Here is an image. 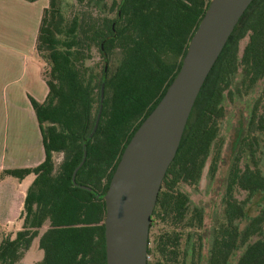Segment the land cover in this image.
Instances as JSON below:
<instances>
[{
    "label": "trees",
    "instance_id": "trees-1",
    "mask_svg": "<svg viewBox=\"0 0 264 264\" xmlns=\"http://www.w3.org/2000/svg\"><path fill=\"white\" fill-rule=\"evenodd\" d=\"M207 2L73 0L63 14L59 0H47L34 41L47 91L42 100L28 95L43 158L35 165L0 169V178L34 175L25 188L20 227L0 238V264H27L22 254L34 239L41 256L29 264H105L102 194L125 143L179 67ZM259 79L248 133L264 132V0H251L194 99L161 180L151 213L155 219L201 227V208L190 206L177 184L196 183L200 175L217 134L223 90L246 91ZM255 144V135L243 137L235 153L242 148L252 156ZM83 149L74 180L92 191L71 180ZM58 152L60 158L54 161ZM235 153L226 174L221 217L207 235L205 253L200 232L190 231L194 238L188 233L180 251L178 230H164L148 238L147 254H154V260L146 264H173L179 253L183 264H228L240 248L234 264H264V204L252 215L245 210L252 195L264 190V174L247 161L239 166ZM217 156L218 149L210 159L211 173ZM236 189L245 190V196L237 199Z\"/></svg>",
    "mask_w": 264,
    "mask_h": 264
},
{
    "label": "water",
    "instance_id": "water-1",
    "mask_svg": "<svg viewBox=\"0 0 264 264\" xmlns=\"http://www.w3.org/2000/svg\"><path fill=\"white\" fill-rule=\"evenodd\" d=\"M250 1L208 0L175 74L125 143L102 194L105 264H146L148 228L161 180L200 86ZM84 156L85 149L71 173L74 184Z\"/></svg>",
    "mask_w": 264,
    "mask_h": 264
},
{
    "label": "crops",
    "instance_id": "crops-1",
    "mask_svg": "<svg viewBox=\"0 0 264 264\" xmlns=\"http://www.w3.org/2000/svg\"><path fill=\"white\" fill-rule=\"evenodd\" d=\"M46 3L0 0V169L35 165L43 158L28 95L42 100L47 91L34 50L39 17ZM33 176L28 173L20 179L0 178V204L6 202L0 206V219L18 217L25 188Z\"/></svg>",
    "mask_w": 264,
    "mask_h": 264
},
{
    "label": "rangeland",
    "instance_id": "rangeland-1",
    "mask_svg": "<svg viewBox=\"0 0 264 264\" xmlns=\"http://www.w3.org/2000/svg\"><path fill=\"white\" fill-rule=\"evenodd\" d=\"M73 0H59V7L63 14H66L71 7ZM246 37L239 41V48L245 43ZM237 76L234 77L233 82L237 80ZM262 83V79L258 80L250 89L246 91H241L240 94H236L232 99L225 97L222 101V116L218 120L217 134L214 137L211 145L210 152L205 159L204 167L202 169L201 175L195 184H186L183 182L178 183V188L188 194L190 199V205L200 206L203 210V223L200 228H196L195 231H191L190 227L180 226L177 224H169L167 221H161L153 217L152 225L148 229V238L151 239L154 234L162 232L164 230L175 229L179 232V250L182 251L184 244L187 241V234L191 232H204L207 234L208 229L212 228L214 224L221 217L222 210V198L224 185L226 180L227 170L230 166V159L232 153L236 147L237 141V130L242 125L240 122L246 117L247 111L250 109L253 100L257 97L259 89ZM227 90H225V93ZM256 136V142L253 151V155L250 156L248 151H243L242 148L235 153L238 156V164H242L247 161L250 166L256 165L261 173L264 174V132L259 130H254L248 133V125L244 130L243 137ZM218 149V156L216 158V169L212 175L209 174L208 167L211 157L214 155L215 150ZM61 153H53L54 161H58ZM232 161V160H231ZM229 164V165H228ZM11 167V166H10ZM10 180L11 176L7 177ZM246 191L243 189H236L234 195L237 199H241L245 196ZM5 205L6 202H1V205ZM260 204H264V190L256 192L252 195L251 201L245 208L246 214L252 215L256 213ZM20 214L16 218L12 219H0V238L3 235L12 236L21 225ZM243 222L239 223L242 226ZM264 227V225H263ZM192 236V235H191ZM204 245L202 247V252L206 251V239H204ZM35 239L32 241L30 246L23 252L22 261L24 263H32L41 256V249L35 246ZM150 242H148L149 244ZM241 248L237 249L233 255L230 256L228 264H234L237 255L240 253ZM146 260L152 262L154 260V254H147ZM173 264H183L182 254L177 255L176 260L170 261ZM169 263V262H168Z\"/></svg>",
    "mask_w": 264,
    "mask_h": 264
},
{
    "label": "flooded vegetation",
    "instance_id": "flooded-vegetation-1",
    "mask_svg": "<svg viewBox=\"0 0 264 264\" xmlns=\"http://www.w3.org/2000/svg\"><path fill=\"white\" fill-rule=\"evenodd\" d=\"M225 90H227V92L225 93ZM231 90V91H230ZM241 91L242 90H234V88H232V89H229V88H225L224 90H223V100L225 99V97H228V98H230V99H232V97L234 96V95H236V94H240L241 93ZM243 92V91H242ZM222 100V101H223ZM254 101V100H253ZM252 106V105H251ZM250 109H251V107H250ZM250 109L247 111V113H246V117H245V119L243 120V122H240L242 125L240 126V128L237 130L238 132H237V134H238V136H237V141H236V147H235V150L233 151V153H232V157H233V154L235 153V151L237 150V148H238V144L240 143V141H241V139L243 138V133H244V130H245V128L247 127V125H248V117H249V115H248V113L250 112ZM223 110V109H222ZM222 116V115H221ZM220 116V117H221ZM219 120V119H218ZM217 125H218V122H217ZM213 141V140H212ZM212 143V142H211ZM232 157H231V159H230V161H229V163H231V160H232ZM229 165V164H228ZM209 166H210V161H209ZM203 167H204V165H203ZM203 167L201 168V172H202V169H203ZM216 167V166H215ZM216 169V168H215ZM208 171H209V174L210 175H212L214 172H210V169H209V167H208ZM215 171V170H214ZM201 172H200V175H201ZM200 175H199V177H200ZM199 177H198V179H199ZM198 179H197V181H198ZM197 181H196V183H197ZM181 182V181H180ZM179 183V182H178ZM183 183H185V182H183ZM186 184H195V183H186ZM160 185H161V183H160ZM177 188H178V184H177ZM159 189H160V187H159ZM179 189V188H178ZM180 190V189H179ZM159 191V190H158ZM180 191H182V190H180ZM182 192H184V191H182ZM224 192V191H223ZM187 196H188V194L186 193V192H184ZM189 198V197H188ZM223 199V198H222ZM155 204V203H154ZM188 204H190V199H189V203ZM193 205H195V204H193ZM193 205H190V206H193ZM197 206V205H196ZM154 207V206H153ZM198 207H200V206H198ZM201 208V207H200ZM153 210V209H152ZM201 210H202V208H201ZM152 213V212H151ZM152 220H153V215H151V217H150V224H149V227L152 225ZM202 220H203V210H202ZM202 223H203V221H202ZM202 226V225H201ZM149 229V228H148ZM191 229H193V230H195L196 228H191ZM193 230H191V231H193ZM210 228L208 229V231H207V234H204V232H200L201 233V235L203 236V242H204V239H206V241H207V235H209V233H210ZM192 234H190V237H191V240L194 238L193 236H191ZM149 242V241H148ZM147 245H148V243H147Z\"/></svg>",
    "mask_w": 264,
    "mask_h": 264
}]
</instances>
